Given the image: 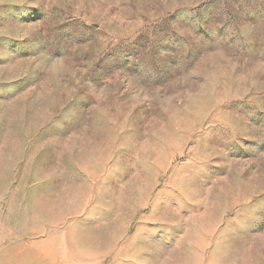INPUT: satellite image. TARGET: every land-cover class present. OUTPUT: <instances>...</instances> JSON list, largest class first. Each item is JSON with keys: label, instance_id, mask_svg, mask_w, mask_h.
Returning <instances> with one entry per match:
<instances>
[{"label": "rangeland", "instance_id": "1", "mask_svg": "<svg viewBox=\"0 0 264 264\" xmlns=\"http://www.w3.org/2000/svg\"><path fill=\"white\" fill-rule=\"evenodd\" d=\"M0 264H264V0H0Z\"/></svg>", "mask_w": 264, "mask_h": 264}]
</instances>
